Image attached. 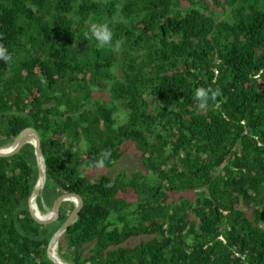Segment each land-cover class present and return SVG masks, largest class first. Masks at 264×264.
<instances>
[{"label": "trees", "instance_id": "16d2710c", "mask_svg": "<svg viewBox=\"0 0 264 264\" xmlns=\"http://www.w3.org/2000/svg\"><path fill=\"white\" fill-rule=\"evenodd\" d=\"M0 47V149L36 130L39 209L83 200L61 259L264 264V0H0ZM38 176L33 146L0 157V264H53L75 207L37 223Z\"/></svg>", "mask_w": 264, "mask_h": 264}, {"label": "water", "instance_id": "95a60500", "mask_svg": "<svg viewBox=\"0 0 264 264\" xmlns=\"http://www.w3.org/2000/svg\"><path fill=\"white\" fill-rule=\"evenodd\" d=\"M27 144L34 147L37 168L39 173L34 191L28 202L29 210L31 212L33 219L39 224L48 225L55 222L58 219L60 215V209L65 202H72L75 206L74 210L71 212L66 222L54 234L47 250V256L53 264H69L65 262L63 259H61L58 253L59 242L66 234L69 227L76 222L80 210L83 208V200L80 196L76 194H64L56 200L52 208L51 215L49 217L47 218L40 217L36 213L35 209L36 208L38 209L37 200L42 196V192L47 182V175H46V163L41 150L40 136L37 133V131L31 128L24 130L15 139L14 143L10 147L0 149V157L6 158V157L14 156L15 154L19 153L22 150V148Z\"/></svg>", "mask_w": 264, "mask_h": 264}, {"label": "clouds", "instance_id": "9594fccd", "mask_svg": "<svg viewBox=\"0 0 264 264\" xmlns=\"http://www.w3.org/2000/svg\"><path fill=\"white\" fill-rule=\"evenodd\" d=\"M92 35L95 36L101 44H110L112 40V33L109 30L107 25H96L94 24L91 28ZM119 46V44H117ZM0 59H4L5 61L10 59V56L7 54V49L0 47ZM211 93V95H209ZM219 94L217 91L205 90L204 88H200L195 92V99L200 102V107L203 108L209 99H215V97ZM105 156L108 153L104 154ZM104 164L103 160L97 162L98 167H102ZM38 206V203H37ZM39 208V207H38ZM40 210V209H39ZM41 211V210H40ZM59 248V247H58Z\"/></svg>", "mask_w": 264, "mask_h": 264}, {"label": "rangeland", "instance_id": "374dc122", "mask_svg": "<svg viewBox=\"0 0 264 264\" xmlns=\"http://www.w3.org/2000/svg\"><path fill=\"white\" fill-rule=\"evenodd\" d=\"M219 11V10H218ZM227 15H222L221 13H217V17L218 18H221V19H223V18H225ZM126 121V117L125 116H121V118H120V122H125ZM10 147V146H9ZM7 148V147H6ZM130 152L133 154V149L132 150H130ZM130 153V155H132ZM132 157L133 156H127V158H126V160H124V162L121 164V166L123 165V167L122 168H124V167H126V168H128V173H130V171H129V168L132 166L131 165V162L132 161H134L133 159H132ZM119 168H121V167H119ZM115 172H117V171H114V174H115ZM106 173H108V174H113V171L112 170H105V169H102V170H96V171H87L86 172V175L88 176V174H90L91 175V177L93 176L94 177V179L95 178H98L100 175H103V174H106ZM130 196L131 195H129L128 197H127V199H131V198H133V197H131L130 198ZM65 203H72V202H65ZM74 205V204H73ZM44 207H45V209H44V211H41V213H43V214H45V215H49L50 214V212H52V208H49L48 206H46L45 204L43 205ZM68 206L69 205H67V209H68ZM75 207V206H74Z\"/></svg>", "mask_w": 264, "mask_h": 264}, {"label": "bare ground", "instance_id": "6f19581e", "mask_svg": "<svg viewBox=\"0 0 264 264\" xmlns=\"http://www.w3.org/2000/svg\"><path fill=\"white\" fill-rule=\"evenodd\" d=\"M40 204V203H39ZM36 210V213L40 216V217H42V218H47V217H49L50 215H51V212H50V214L49 215H45V214H43V213H41V211L39 210V208L37 209H35Z\"/></svg>", "mask_w": 264, "mask_h": 264}]
</instances>
